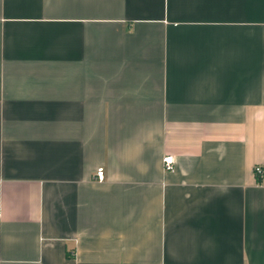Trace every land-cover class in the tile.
Masks as SVG:
<instances>
[{"label":"crops","instance_id":"1","mask_svg":"<svg viewBox=\"0 0 264 264\" xmlns=\"http://www.w3.org/2000/svg\"><path fill=\"white\" fill-rule=\"evenodd\" d=\"M258 165L264 0H0V264H264Z\"/></svg>","mask_w":264,"mask_h":264},{"label":"built area","instance_id":"2","mask_svg":"<svg viewBox=\"0 0 264 264\" xmlns=\"http://www.w3.org/2000/svg\"><path fill=\"white\" fill-rule=\"evenodd\" d=\"M163 168L166 171H170L173 169L174 166V157L173 155H165L163 157ZM254 173L255 175H257L258 177L263 176L264 175V167L263 166H255L254 167ZM95 178L97 181H103L105 180V170L102 166L97 167L96 171H95Z\"/></svg>","mask_w":264,"mask_h":264}]
</instances>
